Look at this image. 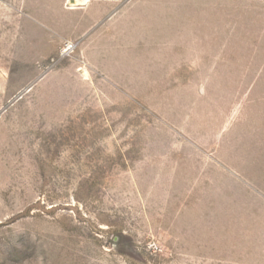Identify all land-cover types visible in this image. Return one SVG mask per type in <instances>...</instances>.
Masks as SVG:
<instances>
[{"label":"rangeland","instance_id":"374dc122","mask_svg":"<svg viewBox=\"0 0 264 264\" xmlns=\"http://www.w3.org/2000/svg\"><path fill=\"white\" fill-rule=\"evenodd\" d=\"M0 0V264H264V0Z\"/></svg>","mask_w":264,"mask_h":264},{"label":"bare ground","instance_id":"6f19581e","mask_svg":"<svg viewBox=\"0 0 264 264\" xmlns=\"http://www.w3.org/2000/svg\"><path fill=\"white\" fill-rule=\"evenodd\" d=\"M87 2V0H67V5L69 9H75L77 6L85 5Z\"/></svg>","mask_w":264,"mask_h":264},{"label":"crops","instance_id":"0c3cea01","mask_svg":"<svg viewBox=\"0 0 264 264\" xmlns=\"http://www.w3.org/2000/svg\"><path fill=\"white\" fill-rule=\"evenodd\" d=\"M71 10H73V9H71Z\"/></svg>","mask_w":264,"mask_h":264}]
</instances>
